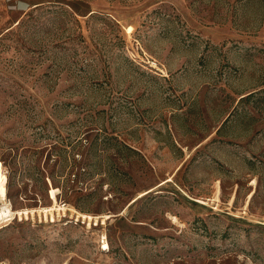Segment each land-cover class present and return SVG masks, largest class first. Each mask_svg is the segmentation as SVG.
<instances>
[{"label": "rangeland", "instance_id": "rangeland-1", "mask_svg": "<svg viewBox=\"0 0 264 264\" xmlns=\"http://www.w3.org/2000/svg\"><path fill=\"white\" fill-rule=\"evenodd\" d=\"M0 186V264H264V0H0Z\"/></svg>", "mask_w": 264, "mask_h": 264}, {"label": "built area", "instance_id": "built-area-1", "mask_svg": "<svg viewBox=\"0 0 264 264\" xmlns=\"http://www.w3.org/2000/svg\"><path fill=\"white\" fill-rule=\"evenodd\" d=\"M28 210H14L12 208L10 200L5 196L0 198V229L7 226L14 220H22L28 219V217H32Z\"/></svg>", "mask_w": 264, "mask_h": 264}, {"label": "crops", "instance_id": "crops-1", "mask_svg": "<svg viewBox=\"0 0 264 264\" xmlns=\"http://www.w3.org/2000/svg\"><path fill=\"white\" fill-rule=\"evenodd\" d=\"M261 87V86H260ZM252 92H250V90L248 91L247 89H241V90H233L230 94L233 96V105H232V109L227 113L226 115V119L227 123L230 124V121L234 118H237V114H233V111H237L238 109V103L244 99L247 95L251 94ZM242 113V112H241ZM242 115V114H240ZM220 129V127L216 128V133L218 132V130Z\"/></svg>", "mask_w": 264, "mask_h": 264}, {"label": "bare ground", "instance_id": "bare-ground-1", "mask_svg": "<svg viewBox=\"0 0 264 264\" xmlns=\"http://www.w3.org/2000/svg\"><path fill=\"white\" fill-rule=\"evenodd\" d=\"M5 193H6V189L4 186H0V198L5 196ZM45 209V208H44ZM26 210V209H25ZM53 210V209H52ZM50 211V210H49ZM28 213L30 212V214H32V216L34 215V213L36 212L35 210H28L27 211ZM51 212V211H50ZM49 212V213H50ZM38 214L40 212H37ZM43 213H46V211H44ZM52 213V212H51ZM85 216V215H84ZM52 217V216H51ZM83 217V216H82ZM104 249H107L108 248V244L104 242V246H103Z\"/></svg>", "mask_w": 264, "mask_h": 264}, {"label": "trees", "instance_id": "trees-1", "mask_svg": "<svg viewBox=\"0 0 264 264\" xmlns=\"http://www.w3.org/2000/svg\"><path fill=\"white\" fill-rule=\"evenodd\" d=\"M249 95H250V94H249ZM247 96H248V95H247ZM247 96H246V97H247ZM226 121H227V120H225L224 123H225ZM220 129H221V128H220ZM220 129L218 130V132L220 131Z\"/></svg>", "mask_w": 264, "mask_h": 264}]
</instances>
